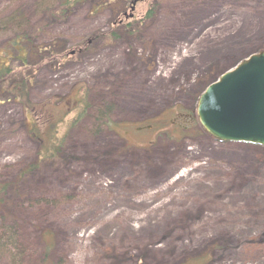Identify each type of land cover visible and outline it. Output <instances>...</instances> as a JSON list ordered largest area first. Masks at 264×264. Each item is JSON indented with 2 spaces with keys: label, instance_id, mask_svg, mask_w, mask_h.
Here are the masks:
<instances>
[{
  "label": "rangeland",
  "instance_id": "obj_1",
  "mask_svg": "<svg viewBox=\"0 0 264 264\" xmlns=\"http://www.w3.org/2000/svg\"><path fill=\"white\" fill-rule=\"evenodd\" d=\"M117 1L83 0L46 21L40 6L58 0H0V52L16 30L67 53L87 41L32 73L34 103L65 95L75 103L86 93L90 108L67 130L73 113L58 126L66 133L60 161L38 165L33 182L20 185L30 190L24 204L29 196L50 204L31 240L15 231L24 250L40 255L35 233L47 230L54 264H181L202 255L206 264H264V160L200 130L181 135L178 110L195 108L200 72L229 69L264 47V0H146L124 22H139L128 36L112 23ZM125 1L119 11L128 13ZM14 16L19 28L5 29ZM101 104L109 110L99 125ZM31 120L0 98V181L18 180L38 154Z\"/></svg>",
  "mask_w": 264,
  "mask_h": 264
},
{
  "label": "trees",
  "instance_id": "obj_2",
  "mask_svg": "<svg viewBox=\"0 0 264 264\" xmlns=\"http://www.w3.org/2000/svg\"><path fill=\"white\" fill-rule=\"evenodd\" d=\"M83 0H58V5L55 8H46L40 6L43 13L46 16V21L56 17H64L69 14V11L77 2ZM108 6L113 5V3L118 2L117 0H101ZM122 6L126 5V1H119ZM114 8H117L116 6ZM116 9L114 20H120L121 13ZM146 14H150V10ZM9 19V25L14 27L20 23L17 19ZM136 21V27H133V23L125 24L122 22L120 25L115 26L119 28L124 35H132L139 24ZM130 23V22H128ZM115 29L108 30V36L114 34ZM99 36L98 33L93 34V37ZM101 37V35H100ZM87 41H84L78 49H74L76 53L82 46H86ZM7 51L0 52V98L5 100H12L16 102L20 108L31 116V121L29 122L27 129V136L35 142L36 146L39 148V152L36 157L30 163L22 165V171L18 174L19 178L12 176L11 179L7 181H0V258L8 259L9 264H54L47 260L48 250L52 247V236L47 230H40L39 233H35L36 244L40 247V255L31 257L26 250H24V244L20 235L16 234L22 233L26 234L30 240L32 239V223H39L41 226L46 222L43 221L44 210H47L50 206L49 202L43 197L39 200H35L37 196H29L27 203H23V199L28 196L30 190L28 189L26 193L20 189V185L24 184V181L33 182L34 173L38 168V165L52 166L56 162L60 161V149L63 146L66 133L60 134L58 131V126H61L66 117L72 114L71 120L67 123V128L72 127V123L80 117L86 109L88 110L90 106L85 102L87 101L86 93H79L78 98L75 103L70 100L68 95L59 97V99H50L41 103H34L30 99L29 89L31 84V79L33 78L32 73L42 66H52L62 59H66L70 53L63 48L58 42L52 41L48 44H34L33 40L26 34L19 31H14L12 37L8 40L5 46ZM83 49V48H82ZM264 49V47L260 48ZM11 52L12 55L9 54ZM7 61H6V60ZM18 62L12 68L13 62ZM214 67H209L207 70L200 72L197 78V85L200 88L197 94L193 95L194 102L197 100L198 95L203 91V89L213 82L221 73L225 70H221L218 73H212ZM85 100V101H84ZM109 109L106 105L101 104L96 109V115L94 122H98L99 125L101 120H104V116ZM186 115L185 122L181 125L180 131L181 135H190L195 130H200L197 125L196 118L194 116V107L192 109L184 110L178 109ZM65 130V131H66ZM161 132L166 133L163 129ZM203 132V131H202ZM204 133V132H203ZM167 139L171 137L169 135L165 136ZM176 137H172V140ZM243 144V143H242ZM246 146L252 147L256 151V158L259 161L264 160V148L258 145L244 144ZM34 194L38 195L39 193ZM32 193V194H33ZM40 196H42L40 194ZM39 201L38 204H36ZM40 226V227H41ZM29 231V232H28ZM206 256L202 255L200 257L194 258L192 262H183L181 264H206Z\"/></svg>",
  "mask_w": 264,
  "mask_h": 264
},
{
  "label": "water",
  "instance_id": "obj_3",
  "mask_svg": "<svg viewBox=\"0 0 264 264\" xmlns=\"http://www.w3.org/2000/svg\"><path fill=\"white\" fill-rule=\"evenodd\" d=\"M131 16L130 12L127 17ZM195 116L201 129L218 142L264 147V49L207 85L198 96Z\"/></svg>",
  "mask_w": 264,
  "mask_h": 264
},
{
  "label": "bare ground",
  "instance_id": "obj_4",
  "mask_svg": "<svg viewBox=\"0 0 264 264\" xmlns=\"http://www.w3.org/2000/svg\"><path fill=\"white\" fill-rule=\"evenodd\" d=\"M194 12H197V13H198V12H202V10H195ZM191 15H193V14H191ZM4 25L7 26L5 29H9V30H11V27H12V26H10L9 24H7V23H5V22H4ZM14 28H17V29H18V25H17V26H14ZM16 31H18V30H16ZM12 33H13V32H12ZM94 114L96 115V112H95Z\"/></svg>",
  "mask_w": 264,
  "mask_h": 264
},
{
  "label": "flooded vegetation",
  "instance_id": "obj_5",
  "mask_svg": "<svg viewBox=\"0 0 264 264\" xmlns=\"http://www.w3.org/2000/svg\"><path fill=\"white\" fill-rule=\"evenodd\" d=\"M135 1H136L135 6H136L139 2L146 1V0H135ZM130 2H131V0L129 1L128 7L130 6ZM128 10H129V8H128ZM122 14L124 15V14H128V13H127V11H124Z\"/></svg>",
  "mask_w": 264,
  "mask_h": 264
}]
</instances>
